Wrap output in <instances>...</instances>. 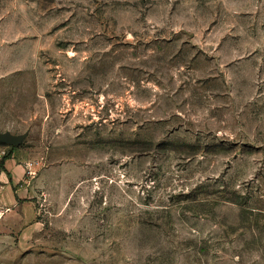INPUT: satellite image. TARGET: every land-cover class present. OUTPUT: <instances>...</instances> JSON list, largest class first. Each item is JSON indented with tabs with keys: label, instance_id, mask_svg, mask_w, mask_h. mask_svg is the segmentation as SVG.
<instances>
[{
	"label": "rangeland",
	"instance_id": "374dc122",
	"mask_svg": "<svg viewBox=\"0 0 264 264\" xmlns=\"http://www.w3.org/2000/svg\"><path fill=\"white\" fill-rule=\"evenodd\" d=\"M6 131L0 264H264V0H0Z\"/></svg>",
	"mask_w": 264,
	"mask_h": 264
},
{
	"label": "crops",
	"instance_id": "0c3cea01",
	"mask_svg": "<svg viewBox=\"0 0 264 264\" xmlns=\"http://www.w3.org/2000/svg\"><path fill=\"white\" fill-rule=\"evenodd\" d=\"M36 115H33V117ZM30 164H25L16 154L3 159V168L0 170V207L7 211L5 216L17 220L14 213L16 209L26 208V214L22 216L23 225L20 227L12 223L0 224V231L5 235L17 234L18 240H26L34 236L41 228L40 222L36 218V210L33 206L36 198V181L26 178L27 169H31ZM30 173V171H28ZM2 214V213H1ZM21 218V219H22ZM19 222V221H18Z\"/></svg>",
	"mask_w": 264,
	"mask_h": 264
},
{
	"label": "water",
	"instance_id": "95a60500",
	"mask_svg": "<svg viewBox=\"0 0 264 264\" xmlns=\"http://www.w3.org/2000/svg\"><path fill=\"white\" fill-rule=\"evenodd\" d=\"M26 133L22 134H11L10 132H0V142L6 143L12 146L19 145L21 141L25 138Z\"/></svg>",
	"mask_w": 264,
	"mask_h": 264
}]
</instances>
